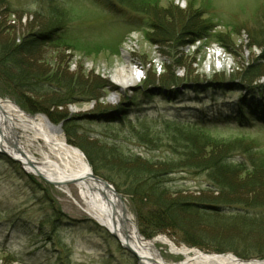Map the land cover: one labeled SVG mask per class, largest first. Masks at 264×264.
Here are the masks:
<instances>
[{"label": "rangeland", "instance_id": "obj_1", "mask_svg": "<svg viewBox=\"0 0 264 264\" xmlns=\"http://www.w3.org/2000/svg\"><path fill=\"white\" fill-rule=\"evenodd\" d=\"M189 19L211 27L206 38L194 40L186 32ZM53 25L57 29L52 38L41 40L29 63L37 73L57 75L60 83L69 81L82 89L76 93V101L70 99L67 106L50 110L63 112L67 119L60 121L57 115L30 110L35 103L47 108L44 104L50 96L26 94L24 102H16L10 93H4L0 99L30 116L45 117L69 145L84 154L96 175L86 155L90 152L99 169L96 176L111 182L122 195L144 239L163 236L179 248L263 261L240 257V250L264 247V224L222 222L215 228L216 222L195 223L188 230L203 241L200 247L188 246L179 230L153 234L152 229L141 226L132 209L133 198L119 187L123 183H116L101 168L103 163L119 166L117 160L108 158L111 149L118 155L165 160L171 156L172 136L199 139L203 131H217L225 142L241 141L264 150L263 116L260 122L252 119L244 124L231 118L240 98L249 102L255 91H264V46L252 44L256 29L264 27V0H0L3 47L12 48ZM217 52L219 56L214 54ZM218 60L221 67L216 65ZM129 65L137 67L142 78L136 86L123 90L111 74ZM167 84L177 94L161 92ZM93 93L97 96L94 101L79 100ZM69 119H75L74 124L67 125ZM0 155V264H140L88 214L74 185L68 186L69 196L60 186L28 174L20 162ZM165 185L171 193L188 189L187 194L202 192L208 200L218 195L206 190L203 178L180 172L169 176ZM54 213L57 218L51 221L49 216ZM143 230L152 236L145 237ZM214 238L236 245L220 247L218 242L211 244ZM158 249L168 264L183 260L164 246L158 245Z\"/></svg>", "mask_w": 264, "mask_h": 264}, {"label": "trees", "instance_id": "obj_2", "mask_svg": "<svg viewBox=\"0 0 264 264\" xmlns=\"http://www.w3.org/2000/svg\"><path fill=\"white\" fill-rule=\"evenodd\" d=\"M55 11L58 13L57 10ZM56 29L57 26L54 27L53 25L45 29L43 33L30 34L20 44L12 48L0 45V85L2 86L0 95H9L8 93H10L16 102H24L23 98L25 99L26 94L40 98L50 96L45 100L44 105L47 108L42 107L40 103L41 106L35 103V108L30 110L33 113H47L51 117L57 115L60 121H65L67 118L63 112L57 114L50 110L67 106L70 99L71 102L76 101V95L80 94L82 89L73 87L69 81L60 83L61 79H57V75L48 77L49 75L37 73L36 70L33 71V67L29 63V59L35 57L39 46L42 45L41 40L52 38ZM210 29L211 27L202 26L191 19L187 21L185 26L186 32L190 36H194V40L206 38ZM157 38H162V36L158 35ZM252 40L253 45L264 46V27L256 29L252 35ZM41 82H44L45 85H42ZM169 87L171 84H167L160 91L168 92L169 95L177 94L176 89L170 90ZM221 87L223 86L219 85V88ZM263 92L262 90L255 91L254 97L249 102L246 100L247 98H240L231 111L232 120L239 124H244L252 119L260 122V117H264ZM20 95H22L21 99ZM95 97L97 99L93 93L92 97H81L79 100L94 101ZM28 99L31 102V99ZM30 102L29 104H32ZM220 112L223 113L224 110H220ZM201 115L204 117L203 113ZM74 122L75 119H69L65 123L69 125L74 124ZM195 126L201 127L200 124ZM201 133L198 134L202 136L199 139L191 136H172L169 141L171 156L165 160L152 161L137 155H118L115 150L111 149L108 158L117 160L119 166L112 167L103 163L102 165L106 168H101L106 173L108 171L116 183L121 184L120 181L123 183L119 187L124 189V194L133 198L132 209L135 210L139 220H141V226L149 230L152 229L153 234L179 230L186 236L184 238L185 243L191 247L204 245L203 241L196 238L190 231L196 226L195 223L201 224L212 221L216 222V224L214 223L215 228L222 222L264 224V150L251 144H241V141H238L240 143L225 142L217 136L219 134L217 131H203ZM157 140L151 141L156 142ZM92 153L97 157L98 153L93 151ZM86 155L94 173L99 174L92 154L87 152ZM178 172L188 174L191 177L203 178L206 190L218 195L215 199L208 200L202 197L200 191H196L200 192L199 195L187 194L188 189L171 193L165 184L168 182L169 176ZM26 177L33 182L31 176L26 175ZM113 179H109V181H113ZM32 191L33 194H38L35 189ZM42 202L43 206H47L46 203ZM49 218L54 221L57 218V213L51 214ZM59 219L61 218L58 217ZM188 228L190 229L188 230ZM141 232L145 237L152 236L144 230ZM220 241V239L214 238V241L210 242L211 244L218 242L220 247L227 246V244L236 245L233 241L224 240L225 243ZM240 253V257L243 258H264V247L248 246L240 250Z\"/></svg>", "mask_w": 264, "mask_h": 264}, {"label": "bare ground", "instance_id": "obj_3", "mask_svg": "<svg viewBox=\"0 0 264 264\" xmlns=\"http://www.w3.org/2000/svg\"><path fill=\"white\" fill-rule=\"evenodd\" d=\"M214 54L219 56L220 52ZM216 65L221 67L222 61L218 60ZM111 75L123 90L136 86L142 78V72L130 65L117 68ZM116 98L115 95L113 99ZM0 106V149L18 159L28 172L57 184L69 196L72 191L68 186L74 185L88 214L121 244L133 248L140 256V264H168L158 245L183 257L176 264H264V261L245 262L233 255L179 248L163 236L144 239L125 203L114 191H106L90 177L93 171L84 154L69 145L58 128L51 126L45 117L26 114L10 101L1 100Z\"/></svg>", "mask_w": 264, "mask_h": 264}, {"label": "water", "instance_id": "obj_4", "mask_svg": "<svg viewBox=\"0 0 264 264\" xmlns=\"http://www.w3.org/2000/svg\"><path fill=\"white\" fill-rule=\"evenodd\" d=\"M0 103H1V99H0ZM1 107V106H0ZM0 153H2V154H6L7 156H9L11 159H13L14 161H16V162H20L18 159H14L13 157H11L10 155H8L5 151H3L2 149H0ZM21 163V162H20ZM22 164V163H21ZM36 175V174H35ZM40 177V176H39ZM90 177L94 180V181H96V182H98V183H100L101 185H103V187L105 188V190L107 191V190H112V191H114V193L118 196V198L123 202V197H122V195H119L116 191H115V189L112 187V185L110 184V183H108L107 181H105V180H103V179H101L100 177H98V176H96V175H94L93 173H90ZM48 181V180H47ZM48 182H50V181H48ZM50 183H52V184H54V185H57V184H55V183H53V182H50ZM136 230L138 231V229H137V227H136ZM139 232V231H138ZM140 233V232H139ZM114 236V235H113ZM115 237V236H114ZM120 243V242H119ZM120 245H121V247L123 248V249H125V250H127V251H129L133 256H135L138 260H139V262L141 261L140 260V256L137 254V252L133 249V248H131L129 245H124V244H121L120 243ZM253 261H255V260H253ZM264 261V260H263ZM141 263V262H140Z\"/></svg>", "mask_w": 264, "mask_h": 264}]
</instances>
